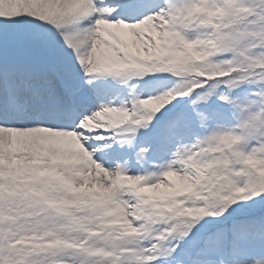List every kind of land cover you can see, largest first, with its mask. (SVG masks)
Wrapping results in <instances>:
<instances>
[{
  "label": "snow or ice",
  "instance_id": "6c2138e0",
  "mask_svg": "<svg viewBox=\"0 0 264 264\" xmlns=\"http://www.w3.org/2000/svg\"><path fill=\"white\" fill-rule=\"evenodd\" d=\"M0 264H264V0H0Z\"/></svg>",
  "mask_w": 264,
  "mask_h": 264
}]
</instances>
